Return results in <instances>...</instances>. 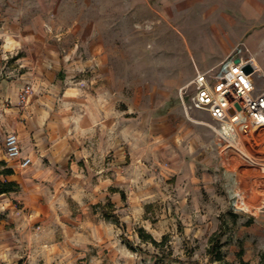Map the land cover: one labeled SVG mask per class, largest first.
<instances>
[{
	"label": "rangeland",
	"instance_id": "1",
	"mask_svg": "<svg viewBox=\"0 0 264 264\" xmlns=\"http://www.w3.org/2000/svg\"><path fill=\"white\" fill-rule=\"evenodd\" d=\"M5 23L43 30L87 62L69 81L80 90L71 97L83 119L80 145L93 185L123 183L128 194L118 209L93 206V216L116 210L168 237L160 252L136 225L107 217L119 228L113 264L205 260L222 220L225 264H264V129L231 150L188 101L197 72L241 43L258 68L256 92L264 91V0H0ZM6 39L0 32L3 63Z\"/></svg>",
	"mask_w": 264,
	"mask_h": 264
},
{
	"label": "crops",
	"instance_id": "2",
	"mask_svg": "<svg viewBox=\"0 0 264 264\" xmlns=\"http://www.w3.org/2000/svg\"><path fill=\"white\" fill-rule=\"evenodd\" d=\"M0 32L7 36L1 49L8 60L3 63L0 57V70L5 71L0 75V181L18 186L17 191L0 194V264H113L112 239L119 228L106 221V214L104 219L93 216V206L107 201L118 209L128 194L123 183L93 185L91 158L80 145L83 119L71 99L80 90L69 81L73 69L87 62L81 63L65 43L47 38L43 30L5 23ZM26 84L33 92L21 104L18 93ZM8 133L19 138L21 158L32 159L26 169L6 158L3 143ZM133 206L139 213L141 206ZM116 212L111 214L121 224L136 225L157 242L165 236ZM117 250L128 256L125 246ZM206 256L190 259L211 264Z\"/></svg>",
	"mask_w": 264,
	"mask_h": 264
},
{
	"label": "built area",
	"instance_id": "3",
	"mask_svg": "<svg viewBox=\"0 0 264 264\" xmlns=\"http://www.w3.org/2000/svg\"><path fill=\"white\" fill-rule=\"evenodd\" d=\"M247 53L246 45L238 44L217 65L197 72L188 99L190 109L206 112L215 123L218 142L238 152L243 139L264 129V91L256 92L254 77L258 68L252 59L245 58ZM248 65L253 70L249 74L245 72ZM32 92L30 84L24 85L18 93L19 102L25 104ZM3 147L6 158L16 161L21 169L32 164L31 158H21L20 141L15 133L5 136ZM245 157L253 163L250 157Z\"/></svg>",
	"mask_w": 264,
	"mask_h": 264
},
{
	"label": "trees",
	"instance_id": "4",
	"mask_svg": "<svg viewBox=\"0 0 264 264\" xmlns=\"http://www.w3.org/2000/svg\"><path fill=\"white\" fill-rule=\"evenodd\" d=\"M5 173L10 174V171L7 170L5 171ZM17 189H18V186L15 183L0 181V194L14 192V191H17ZM122 198H124V195H122ZM106 216L108 218H112L113 223L118 225L119 221L115 216L109 215L108 213H106ZM225 228L226 227H225L224 220H222L220 224L219 232H217L210 238L209 247L207 249V255L209 256V259L211 262H219L221 264H225V258L222 252V242H221L222 238L226 235ZM137 234L139 238L141 239V241L153 245L160 252H163L164 248L167 245V239H168L167 236L163 237L160 242H157L149 233L145 232L143 229L137 230ZM239 254L240 256H242V253H239ZM170 256H171V253L169 251V253L165 257L171 258ZM174 261L177 264H201L198 261L191 260V259H187L186 261H182L180 259H174Z\"/></svg>",
	"mask_w": 264,
	"mask_h": 264
},
{
	"label": "water",
	"instance_id": "5",
	"mask_svg": "<svg viewBox=\"0 0 264 264\" xmlns=\"http://www.w3.org/2000/svg\"><path fill=\"white\" fill-rule=\"evenodd\" d=\"M236 62L238 63L239 60H237ZM252 71H253V70H252L251 66L248 65V66L245 67V72H246V73L249 74V73H251Z\"/></svg>",
	"mask_w": 264,
	"mask_h": 264
},
{
	"label": "bare ground",
	"instance_id": "6",
	"mask_svg": "<svg viewBox=\"0 0 264 264\" xmlns=\"http://www.w3.org/2000/svg\"><path fill=\"white\" fill-rule=\"evenodd\" d=\"M178 32V31H177Z\"/></svg>",
	"mask_w": 264,
	"mask_h": 264
}]
</instances>
